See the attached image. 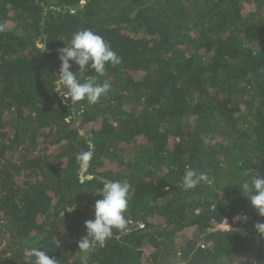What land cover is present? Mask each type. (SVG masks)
<instances>
[{"label": "trees", "instance_id": "obj_1", "mask_svg": "<svg viewBox=\"0 0 264 264\" xmlns=\"http://www.w3.org/2000/svg\"><path fill=\"white\" fill-rule=\"evenodd\" d=\"M0 25V264H32V247L58 264H264L240 189L264 176V0H0ZM82 29L122 62L97 104L72 106L53 80ZM186 167L213 182L185 191ZM104 179L130 184L128 226L83 251Z\"/></svg>", "mask_w": 264, "mask_h": 264}, {"label": "clouds", "instance_id": "obj_2", "mask_svg": "<svg viewBox=\"0 0 264 264\" xmlns=\"http://www.w3.org/2000/svg\"><path fill=\"white\" fill-rule=\"evenodd\" d=\"M4 26L0 25V31ZM57 50L60 67L56 78L53 80L54 92L62 98V102L71 105L86 101L88 105H95L100 98L111 90V83L105 79L99 82L98 76L106 74V66L115 67L122 62V58L114 51L111 45L104 38L91 29L77 30L72 34L68 44ZM36 47L43 53L46 50V43L36 42ZM79 68V73L71 69L73 63ZM88 69L93 70L97 75L91 78H84ZM76 113L66 115V122L70 121ZM84 135L83 132L80 133ZM87 151L76 154V161L79 168L86 170L93 156L94 144L86 140ZM211 184L213 181L208 173L199 172L196 169L186 167L182 176V186L185 191L197 187L201 183ZM100 190L101 198L94 204V219L85 221L86 236L79 242L78 247L83 251L94 250L97 246H103L107 239L113 235V229L123 232L127 229L128 220L125 213L129 205V193L131 186L120 180L102 181ZM240 189L250 201L259 216L264 217V176L255 175L250 180L241 183ZM66 211H75V205L67 207ZM64 212L62 213V216ZM247 219V217H243ZM257 232L264 238V223L254 225ZM25 255L34 258L32 264H58V261L50 257L48 253L39 248H28Z\"/></svg>", "mask_w": 264, "mask_h": 264}, {"label": "built area", "instance_id": "obj_3", "mask_svg": "<svg viewBox=\"0 0 264 264\" xmlns=\"http://www.w3.org/2000/svg\"><path fill=\"white\" fill-rule=\"evenodd\" d=\"M243 217H245V215H243V214H235L234 216H233V219H232V221H243V220H245V219H243ZM228 224H227V222H225V221H223L222 223H220V224H218V225H215V229H220V230H226V229H228Z\"/></svg>", "mask_w": 264, "mask_h": 264}, {"label": "rangeland", "instance_id": "obj_4", "mask_svg": "<svg viewBox=\"0 0 264 264\" xmlns=\"http://www.w3.org/2000/svg\"><path fill=\"white\" fill-rule=\"evenodd\" d=\"M182 236H183V235H180V236H179V239L182 238Z\"/></svg>", "mask_w": 264, "mask_h": 264}]
</instances>
